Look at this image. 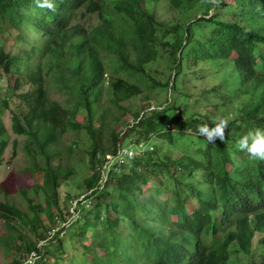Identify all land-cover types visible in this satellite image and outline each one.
Wrapping results in <instances>:
<instances>
[{
    "label": "trees",
    "instance_id": "obj_1",
    "mask_svg": "<svg viewBox=\"0 0 264 264\" xmlns=\"http://www.w3.org/2000/svg\"><path fill=\"white\" fill-rule=\"evenodd\" d=\"M157 1L52 0L51 12L35 8L33 0H0V91L9 94L3 77L23 63V83L30 85L17 94L24 110L11 114L10 125L25 136L29 165L21 181L9 174L0 182L7 264H24L32 250L40 255L33 264H237V253H254L255 238L261 259L249 264H264V161L236 146L241 135L264 131V0H161L177 15L170 24L148 9ZM192 10L200 13L191 17ZM88 14L97 22H75ZM184 14L191 18L186 23ZM203 27L209 32L200 36ZM27 29L38 36L28 38ZM188 39L193 43L185 50ZM9 42L22 51L14 54ZM162 59L167 68H149ZM186 65L202 79L222 68L233 74L205 89L215 98L201 102L188 87ZM49 86L68 95L64 103L49 97ZM161 88L165 99L152 104L150 89ZM139 96L134 109L121 104ZM104 97L122 110L109 136L101 128L109 107ZM206 104L233 112L223 142L209 144L197 132L219 117L194 111ZM5 108L1 99L0 164L9 143ZM117 124L122 129L115 131ZM66 131H82L89 140L85 195L72 211L71 205L60 208L58 187L59 178L73 172L53 164V147ZM124 141L152 148L111 169L101 184L105 155ZM17 145L13 139L12 156ZM15 189L22 207L9 199Z\"/></svg>",
    "mask_w": 264,
    "mask_h": 264
},
{
    "label": "rangeland",
    "instance_id": "obj_2",
    "mask_svg": "<svg viewBox=\"0 0 264 264\" xmlns=\"http://www.w3.org/2000/svg\"><path fill=\"white\" fill-rule=\"evenodd\" d=\"M148 9L155 11V14L157 15V17L166 22V23H173L176 19H177V15L176 13H170L169 10L167 9L166 5L163 4V1H157V2H148L147 3ZM199 14L200 10H192L191 11V17L194 16V14ZM193 15V16H192ZM85 17L82 19L77 17V19L75 20V22L79 21L83 24H86L89 21H92L93 23H96L98 18L96 16V14H88V15H84ZM198 16V15H197ZM187 16L184 14L183 16V20L184 23H186V21H189V19H191L190 17L187 18ZM194 19V18H193ZM205 22H200V25H203ZM208 24V23H207ZM209 32V30L205 27H203L202 30H200V32L198 31L197 34L200 33V36L203 34H207ZM26 34L28 36V38L30 36H38L35 32L27 29L26 30ZM193 43L192 39H188L187 40V44L185 46V50L189 49L191 47ZM8 48H12L13 49V53H17V52H21L22 50L13 45L11 42L8 43ZM186 57V56H185ZM170 62L162 59V61L157 63H152L149 64V68L153 69L154 68H158V69H165L167 68L168 64ZM21 64V62H20ZM188 64V63H187ZM27 66L23 63L21 64V67L19 70H15L13 69L11 74L8 76H4L3 80H2V86H9L10 85V92L9 94L6 95V93L4 92V90L0 91V100L1 99H5L7 101V108L3 109V120L4 123L7 127V135H8V139H9V143L7 144V146L4 149V152L2 154V163L0 164V182L2 179H4L7 175L12 174L13 176H17V178L19 179V181H21V179L19 178L22 169L26 166L29 165V157L28 155L25 153L24 151V142H25V136L24 135H17L16 133L13 132V130L11 129L10 125H11V114L13 112H20L24 110V105L23 102L21 101V99L18 97V93L22 92V91H26L30 85L29 84H24V78H25V73L27 70ZM187 71V75H189L190 77V82H188V87L191 88V92H193V97H197L202 101H209V99H214L215 95L213 94H209V93H204V90L207 88H210L213 85H216L219 83L221 78H227L230 77L233 73L232 72H228L227 68H222L220 69L217 73H214L211 75V77H207V78H200L198 74H192V73H188L187 70V65H186V69ZM19 71V72H18ZM107 75L109 76L110 74L107 73ZM167 74L164 75V78H166ZM163 78V79H164ZM18 80V87L16 90H14L13 88V84H15V81ZM48 95L51 99H55L60 101L61 103H64V100L66 97H68L67 94L65 93H59L57 91H55L54 89H52L50 86L47 89ZM150 95H151V103L152 104H156L157 102H162L167 93L165 91V89L161 88L160 91L156 90L153 91L152 89H150ZM192 98V97H191ZM217 99V98H216ZM219 99V98H218ZM183 100V98H178L177 99V103H180ZM142 98L141 96L127 100V101H122L121 104L123 106H127L129 109H134L136 106H139L141 104ZM103 102V106L107 107L106 112L104 113V123L105 125H101V128L105 131V135L109 136V130L108 127H111L112 123L114 122V118H119L120 119V113H121V109L118 108H111V106L109 105V103L106 101V97H104L102 99ZM189 106L193 105V100H191L189 103ZM107 105V106H106ZM206 106L209 105H203L202 107H197L194 109V111L196 112H201V114H203V112H205L206 114H208L209 116L212 115H218V116H229L228 113H233V112H228L223 114L222 110H215L213 109H207ZM177 109H182L181 106L177 107ZM184 111L186 112V108H183ZM126 117V115L124 116V118ZM84 115L80 114L77 115V120L78 122H82L84 120ZM119 129H122L121 125L117 124L114 127V130L117 131ZM16 139L18 141V145H17V153L15 156H12V140ZM155 140V138H154ZM153 139H151V144H155ZM88 138L85 135V133L81 132H76V131H66L61 138L58 140V142L55 144V146L53 147L54 149V153L56 154L55 158L53 159V164L57 167H59L61 169V171L66 172L67 170H71L73 173L67 178L64 179L63 177L59 178V187H58V201L60 203V208H64V204L66 205H71V207H74V203L76 200L78 199H82L84 196V191H83V185H84V181L86 179V177L88 176V170H87V161L85 160L86 156V151L85 148L89 146V142H88ZM105 145H107V141L104 140ZM129 142L124 141L123 145L124 146H129ZM133 147H135V145H133ZM179 149L184 148V145H178ZM32 178L27 179L26 183L27 184H31L32 183ZM103 187V186H102ZM100 187V188H102ZM28 190H30V188H27ZM30 192V191H29ZM78 193H81L80 195H77ZM84 193V194H83ZM1 196V195H0ZM75 198V199H74ZM10 201L14 202L15 205L22 207L24 200L22 199V197L20 196L19 192H17V189H15L9 197ZM41 199H42V195H41ZM71 202V204H70ZM68 208V207H67ZM55 212V211H54ZM64 225V223L62 222H56L55 223V230L57 229V227ZM75 227L71 226L69 227V231H73ZM4 231V227L3 224L0 220V233H2ZM28 235H30V233H28ZM31 236V235H30ZM258 244V241H256V238L254 240V244H253V248H254V253L250 256L245 255L244 253H237L235 255V258L240 259L241 261L237 264H249L250 261L252 262H258L261 259V256L259 255V253L256 252V247ZM52 253H56L55 248L53 247L51 249ZM3 253L4 250L3 248L0 247V264H7V260L3 259ZM67 253H69L67 251ZM48 259V257H47ZM80 261H83L82 258H79ZM47 261V260H46ZM69 261V260H68ZM70 264H72L69 261Z\"/></svg>",
    "mask_w": 264,
    "mask_h": 264
},
{
    "label": "clouds",
    "instance_id": "obj_3",
    "mask_svg": "<svg viewBox=\"0 0 264 264\" xmlns=\"http://www.w3.org/2000/svg\"><path fill=\"white\" fill-rule=\"evenodd\" d=\"M216 3L218 0H209ZM35 8L56 11V5L52 0H33ZM234 119L232 116H219L213 118L211 123H204L198 126L197 132L209 144H215L217 140L225 141V133L229 123ZM239 151L248 154L249 158L264 161V131H249L240 136L236 141Z\"/></svg>",
    "mask_w": 264,
    "mask_h": 264
},
{
    "label": "built area",
    "instance_id": "obj_4",
    "mask_svg": "<svg viewBox=\"0 0 264 264\" xmlns=\"http://www.w3.org/2000/svg\"><path fill=\"white\" fill-rule=\"evenodd\" d=\"M129 143H130L129 146H124L123 144L118 143L114 154L111 153V154L105 155L103 166L100 169L102 180H103V181H100L101 184L105 182L108 172L111 169L120 170L122 167L129 165L131 159H133L135 156H137L139 153H141L148 147V144L144 141L129 142ZM133 145H135V147H133ZM148 148L151 149L152 147L149 146ZM100 187H102V185H100ZM76 202L77 200L75 201L74 206L76 205ZM72 209L73 207L70 208L71 211ZM62 223L65 224L66 221ZM43 244H44V241H41L38 243V246H42ZM39 257L40 255L37 254L36 251L32 250L30 254L28 255V258L24 261V264H33L34 261Z\"/></svg>",
    "mask_w": 264,
    "mask_h": 264
}]
</instances>
